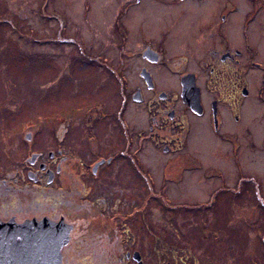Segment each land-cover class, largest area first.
<instances>
[{"label": "flooded vegetation", "instance_id": "flooded-vegetation-1", "mask_svg": "<svg viewBox=\"0 0 264 264\" xmlns=\"http://www.w3.org/2000/svg\"><path fill=\"white\" fill-rule=\"evenodd\" d=\"M112 1L105 8L100 7L106 13L103 15L106 20L88 28L94 39H100L101 31L109 24L112 35H107V42L100 39L96 48L88 43L87 49L96 51L88 57L92 65L104 68L107 77L118 83L117 120L124 148L117 153L113 147L105 155L103 146H110L111 142L117 146V142L113 136L101 141L96 126L83 129L86 134L81 148L68 140L71 130L62 118L59 123L64 142L56 141L54 150L46 154L30 152L26 160L27 178L52 204L47 207L42 196L38 197L40 201L34 200L35 197L28 202L19 201L18 191L13 188L18 179L0 178V220L13 219L18 223L50 220L56 225L62 221L66 226L56 227L57 232H62L57 235V241H63L59 249L60 264H91L93 258L84 253L91 243H99L98 252L103 258L106 255V264H241V261L215 260L201 263L192 259L185 250L168 243L181 232L158 234L154 222L145 213L139 215L140 211L149 210L155 199L154 189L161 186L154 187L149 165L138 164L133 152V131L126 115L131 108H145L147 127L138 137L153 141L158 150L170 155L164 177L172 168L179 169L180 176L187 170L178 165L183 158L191 157L185 149L190 146L191 138L204 132L196 129L198 123L219 144L226 145L228 156L234 159L232 183L221 179L224 183L216 187L209 202L190 204L196 207L192 211H196L201 222H208L204 219L207 213L216 209L219 199L229 195L231 210L235 208L243 213L250 226L260 231V244L264 248V178L256 169L245 168L244 160L241 161L243 158L254 163L256 154L264 159V0ZM88 4H83V20L94 14ZM113 11L114 19L110 23L107 14L113 17ZM177 25L180 42L175 43L172 37ZM84 38L85 42H91L89 37ZM74 39L60 38L71 43ZM130 69H133L132 82ZM166 75L174 76L170 85L163 84ZM184 91L192 106L184 102L181 96ZM93 111V120L106 115L102 105L97 112ZM24 137L27 142L32 140L29 132ZM106 140L109 144H104ZM117 160L132 169L131 179L121 178L124 173L113 164ZM72 161L79 169L76 164L71 165ZM36 164L38 168H33ZM72 167L78 171L76 178L85 172L83 179L72 177ZM137 178L147 186V191L127 202L124 195L131 193L123 185L127 179L134 182ZM76 182L82 191L75 192L80 190ZM10 183L12 186H8ZM161 193V198L167 197ZM10 198L15 202L12 214L4 208ZM163 204L171 210L179 207L166 200ZM115 210L121 213L117 216ZM89 211L103 215L108 227L98 232L88 230L87 233L91 232L88 237L80 236L79 232L83 231L76 232L78 227L73 219L78 220L81 213L87 215ZM200 230H207L204 223ZM110 243L116 244L115 247L111 248ZM246 262L264 264V250L263 258L253 253Z\"/></svg>", "mask_w": 264, "mask_h": 264}, {"label": "rangeland", "instance_id": "rangeland-1", "mask_svg": "<svg viewBox=\"0 0 264 264\" xmlns=\"http://www.w3.org/2000/svg\"><path fill=\"white\" fill-rule=\"evenodd\" d=\"M84 1L89 3L90 9H94V14L83 20ZM112 2L114 1L0 0V178H10L12 181L18 179L13 188L18 191L16 195L19 201L28 202L31 197L39 200L38 197L42 196L44 201L47 200V207L52 204L41 190L33 187L31 179L27 178L26 160L30 152L44 151L42 154H46V151L54 150L56 141L64 142L61 134L63 130L60 128L62 125L59 123L62 118L71 130L68 140H73L81 148L84 147L86 134L83 129L89 126H96L95 132L101 141L115 137L117 146H114L113 142L111 147L104 145L105 155H108L113 147L117 153L124 148L125 142L117 120L120 103L118 83L107 77L104 68L92 65L88 57L96 51L87 49L88 43L96 48L100 39L107 42V35H112L109 24L101 33L99 31L102 35L100 39H94L88 29L95 28V23L100 25L106 20V13L100 10V7L105 8ZM112 15L113 17H110L107 14L110 23L113 22L115 13ZM84 36L86 39L89 37L91 42H85ZM60 38H76L74 41L77 42H62ZM172 38L173 42H180L178 25L174 28ZM128 74L132 82L133 69H130ZM173 78L174 76L166 75L163 84L173 82ZM100 105L104 107L106 115L93 120V110L97 112ZM86 110L88 112L83 114ZM126 118L133 131V152L139 161L138 164L142 167L149 165L153 173L154 187L161 186V189H154L155 199L151 202L149 210L140 211L139 215L145 213V217L154 222L158 234L181 232L177 239L170 238L168 243L185 250L192 259L201 263L215 260L219 263L241 261V264H247L246 261L252 258L253 253L263 258L264 248L260 244L262 234L257 228L250 226L243 213L235 208L231 210L229 195L219 199L217 203L220 204L216 209L207 213L204 219H208V222H201L196 211H192L196 207L190 205L209 202L216 187L224 183L221 179L232 183L234 159L228 156L227 146L219 144L206 133L203 125L198 123L196 129L200 128L204 132H199L191 138L190 146L185 147L191 157L188 160L183 158L178 165L187 170L180 176L179 169L172 168L164 177L170 155L158 150L153 141L138 137L140 131H145L147 127L145 108H131ZM112 124L116 127H110ZM107 127H110V131ZM28 132L32 135L30 142L24 137ZM108 142L106 140V143H102L109 144ZM254 157V163L243 158L241 161L244 160L245 168L256 169L264 178V159L258 154ZM74 164L79 169L80 166L72 161L71 165ZM113 164L119 166V171L124 173L122 179H131L129 172L132 169L128 165L120 164V160ZM33 168H38L37 164ZM71 169L72 177L76 180L83 179L85 172L76 178L78 171L73 167ZM129 179H125L126 182L124 180L126 185L122 184L123 187L129 188L131 193L124 195L127 202L140 198L139 195L147 191V186L139 178L134 182ZM79 184L76 182L75 186L79 187ZM8 186H12V183ZM79 189L75 192L82 191L80 187ZM158 190L162 193L157 192ZM160 193L167 197L161 198ZM165 200L179 207L167 209L163 204ZM12 202L11 198L8 199L4 207L9 214L14 213L11 209H14L15 202ZM114 213L118 216L121 212L115 210ZM102 216L91 214L90 211L87 215L81 213L78 220L73 219L78 227L76 232L83 231L79 232L80 236L86 234L88 237L89 233L108 227V220ZM203 223L207 230L201 231ZM88 230L91 232L87 233ZM98 244L91 243V246L84 249V253L93 258L91 264H106V255L105 258L100 255ZM115 245L110 243L111 248Z\"/></svg>", "mask_w": 264, "mask_h": 264}, {"label": "water", "instance_id": "water-1", "mask_svg": "<svg viewBox=\"0 0 264 264\" xmlns=\"http://www.w3.org/2000/svg\"><path fill=\"white\" fill-rule=\"evenodd\" d=\"M181 96L192 106L186 91ZM60 226L66 225L62 221L56 225L50 220L21 223L0 220V264H60L59 249L63 241H57V235L62 232L56 231Z\"/></svg>", "mask_w": 264, "mask_h": 264}]
</instances>
